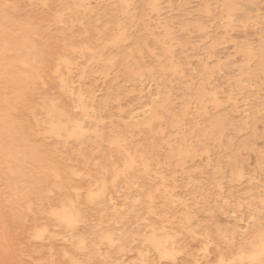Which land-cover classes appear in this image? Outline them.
I'll use <instances>...</instances> for the list:
<instances>
[{"label":"rangeland","instance_id":"1","mask_svg":"<svg viewBox=\"0 0 264 264\" xmlns=\"http://www.w3.org/2000/svg\"><path fill=\"white\" fill-rule=\"evenodd\" d=\"M88 1V4H84ZM90 1L92 0H0V264H72L73 262L77 264H227V261H231V263L228 262V264H264L263 251L258 255L259 257L257 256V259L251 261V259L247 258L251 255V253L255 254L258 251L259 241H264V195L262 194L264 192L260 191V188L262 191H264V142H262L264 141V71H262L264 70V59L262 56L264 55V0H242L240 2L238 0H209L210 2L208 0H205V2L204 0H160L161 2H159L158 0H145L147 1V4L146 2H144V0H115L117 2H115L114 0H96L97 2L95 0H93V2ZM226 1L228 2V6L226 5ZM7 2L9 3L6 4ZM114 2L117 4L116 6H114ZM120 2L121 5L119 4ZM133 2L134 5L138 3L137 7L139 12H132L133 10H137L136 6L133 5ZM156 2H159L158 5L156 4ZM184 2L186 6L182 5ZM79 3L82 5H80ZM123 3L125 8H122ZM148 3H150V5ZM232 3L233 6L231 5ZM74 4H76L77 6ZM151 4H154V7L151 6ZM159 4L162 5L159 6ZM216 4L218 6H216ZM221 4L223 8H221ZM87 5L92 6L89 7ZM207 5L208 7L211 5V9L206 7ZM181 6H183V8ZM157 7L159 10L157 9ZM130 8L132 9L129 11ZM141 8L145 12L147 11L146 14L144 11H142ZM224 8L226 11L222 10ZM63 10L65 11L64 13H62ZM88 10H92V12ZM183 10H188L186 12L187 14L184 13ZM4 11L6 13L2 14ZM126 11L129 13H127ZM196 11H199L200 13H197ZM140 12H142V15ZM231 12H233V14H231ZM239 12L240 14H238ZM243 12H245V15L242 14ZM248 12L250 13V16L248 15ZM117 14L119 16H117ZM237 14L239 15V17L237 16ZM127 16L130 17L127 18ZM3 21L6 22V24H3ZM6 25H8L7 30ZM114 25L117 27H115ZM2 27L6 32L2 31ZM181 27L182 30L180 29ZM173 28L175 29L173 30ZM88 30H91V32ZM173 31L175 34L173 33ZM81 36L83 39L81 38ZM139 37L140 39L138 40L137 38ZM132 38L134 39V43L132 41ZM126 39H128L130 42ZM169 39H173L174 41H170ZM32 40H35L36 44ZM140 40H143L142 43L145 46L142 45ZM137 41L140 43L138 44ZM116 42H118V44L124 43V45L126 43V45L124 46L122 44L116 46ZM175 42L178 45L183 44L180 48L184 47V50L179 49V46L176 45ZM171 44L172 46H170ZM173 44L176 46L173 47ZM185 44L188 46H186ZM138 45L140 48L138 47ZM122 46L126 49L125 50L123 48L125 52H123L124 50L122 49ZM127 47L129 49H127ZM135 47H138V49ZM164 47H166L167 51L170 47L169 51L167 52ZM130 49L132 51H130ZM175 49H177V52L179 49L178 54L181 56L177 55V52L174 51ZM133 50H138L135 51V53L137 52L138 54L133 55ZM159 50H161V52H159ZM171 50H173V53L171 52ZM156 52L157 54L160 53L162 57L160 55H158V57L157 55L154 57L153 55L156 54ZM164 52L165 54L166 52L170 54H167L170 57L166 56ZM256 52L258 53V55ZM127 53L131 55L129 56ZM144 53L147 54L145 55ZM105 54L107 56H105ZM136 55L138 56V58L135 57ZM148 55L150 56V58ZM144 56H147L146 60H144ZM183 56L186 59H181V57ZM246 56L250 57L247 58ZM178 57L181 62L178 61ZM260 57L262 59H260ZM24 58L25 60H23ZM129 58H131L130 61ZM120 59H122L123 61L125 60V62H127L126 65L130 64L132 66L127 67L122 60L120 61ZM142 59L144 60V62ZM154 59L158 61L153 62L155 61ZM163 59L165 62L162 61ZM137 60L140 61L139 64L137 63L138 65L135 64ZM183 60L185 61V63ZM249 60H251V62ZM111 61L112 64H116V66L114 65L113 67L112 64L110 65ZM175 61L177 63H175ZM169 62L171 63L169 64ZM20 63L21 65H24L21 66L19 65ZM134 64L136 66H133ZM156 64H159L160 67L162 66L161 68H163L164 65L165 67L164 69H160V67H158L159 65L157 66ZM255 64L258 68H252L256 66ZM56 65L59 67H56ZM66 65H68V70L66 69ZM150 65L154 72H152ZM63 66H65L64 69L62 68ZM133 67L138 68L137 70L140 71V73L142 72L141 74L139 73L140 75L145 74V77L143 75L144 81H142V78H140V75H138L137 70L135 68V70L132 69ZM177 67L179 70L177 69ZM141 68L143 69L144 73ZM165 69L171 71L166 72ZM126 70H128L127 73ZM172 70L175 71L173 72ZM247 70L251 71L249 72ZM258 70L261 73L257 72ZM150 71L154 75L151 74ZM128 72L130 73V75L128 74ZM159 72L161 74H168L171 72V74H168V76L167 74L166 76L163 74L166 77L164 81L165 77H163V75H161ZM178 72H181L180 74H182V77H178ZM113 73H115V75ZM116 73L118 78H116ZM124 73V76H126L127 78L129 77L128 79L126 77H124L123 79L122 74ZM147 73L151 75H147ZM156 73L159 74L156 75ZM174 73H176V76L174 75ZM172 74L174 75V77L180 79H175ZM257 74L258 76H256ZM111 75L112 78L110 77L109 79V76ZM133 75L137 76H135V78H138L137 80H141L140 83L142 85H140L139 81L135 80V78L132 77ZM102 76H107L108 78H104ZM161 76L163 77V79ZM113 78L117 79L116 81L118 82H116ZM40 79L41 81H39ZM243 79H246V81L248 79L249 80L247 82L245 81V84H243ZM109 80L112 81L111 84L110 82H108ZM119 80L120 82L122 81V84L119 83ZM127 80L129 81V83L127 82ZM123 82H126V84H124ZM113 83H115L116 85H114ZM146 83L148 85H146ZM205 83L208 85H206ZM41 84L43 86H41ZM127 84L130 85L128 86ZM192 84H194V86ZM123 85L127 88H124ZM153 85H155V88ZM179 85L182 86L180 87ZM203 85H206L204 86L205 88L203 87ZM248 85L252 86L245 88ZM121 86H123L125 90L123 88L121 89ZM138 86L139 89L141 87V89L143 90H139ZM145 86H149V88ZM115 87L116 90H118L117 93L116 90L114 91ZM129 87H132L135 90V94H133V89H129ZM76 88L79 90L78 92ZM144 88H148L146 89L148 91H146ZM126 89H128V93H132V97L126 92ZM203 89L205 90L204 92ZM208 89L211 90L209 91ZM215 89L218 93H216ZM243 89H247L248 92ZM143 91L144 93H142ZM169 91H172L174 94L170 93ZM94 92H97L98 95ZM197 92L199 93V95ZM123 93H125V95L128 94V96H123ZM151 94H153L154 97ZM232 94L234 99L232 98ZM118 95L121 97H119ZM140 95L141 99H144L143 101L141 99L137 100L140 98ZM164 95L165 97H163ZM171 95L172 97H174L173 99L171 98ZM189 95H191V97ZM216 95H219L218 98H215ZM178 96H180L181 99ZM100 97H102L103 100L104 97H106L105 100H108V105H106V101L104 100L103 102L102 98L100 99ZM135 97L137 101L135 100ZM149 97L150 99H148ZM167 97L169 98V100ZM182 97H185L186 99H183ZM193 97L196 99H192V101L191 98ZM122 98L124 99L122 100ZM132 98H134L133 101L136 102L135 104L132 101ZM154 98L156 99L154 100ZM209 98L211 100H208ZM128 99H130L132 102L128 101ZM158 99L161 100L159 101ZM38 100L40 101L38 102ZM181 100L184 101L181 102ZM126 101L129 104H127ZM156 101L161 102L160 105L159 103L156 104ZM196 101L198 105L196 104ZM211 101L213 102L211 104H208ZM199 102L203 107L206 105L204 110L202 109V106L199 104ZM103 103H105L106 106ZM117 103L120 105H118ZM121 103L123 106L121 105ZM132 103L135 108L131 107ZM141 103H143V105H146L145 108H143L144 106ZM178 103L180 106L178 105ZM136 104L138 105L137 107ZM162 104H166V108L168 107V104L171 105V107L169 106V108L166 109ZM249 104H252V107L249 106ZM96 105H98L99 107ZM127 105L129 106L125 108ZM199 105L201 108H199ZM210 105L211 110H209ZM215 105H217L218 107ZM81 106L85 107L84 112H82ZM103 106L108 108V110H106V108ZM110 106H112V108ZM221 106L223 108H221ZM138 107L139 111L137 112L135 110H137ZM179 107L182 110L179 109ZM218 108L221 109L218 110ZM214 109L217 110V112H215ZM222 109L225 110V112ZM126 110L131 111L127 113ZM165 110H168L166 114ZM115 111L116 114L113 113ZM133 111L135 115L137 114L136 116H134ZM203 111L206 113L203 114ZM212 111L215 113H213ZM108 113L112 117H110ZM222 113L225 116H223ZM233 113H235L236 115ZM250 113L253 114L251 115ZM177 114H180L179 117ZM212 114H214L215 116H213ZM216 114H219V116ZM220 114H222L221 116H223V118L220 116ZM88 115L91 116V119H89L90 117ZM119 115H121L122 117ZM129 115L130 117H128ZM113 116L122 119L116 117L114 118ZM93 118L94 120H92ZM98 118L99 120L101 118L104 121H98ZM107 118L111 121L109 120L107 122ZM134 118H136V121L134 120ZM151 118L152 120H150ZM58 119L59 121H57ZM142 119L143 121H141ZM144 119H146L147 121H144ZM165 119L167 120V122ZM177 119L180 121H178ZM181 120L184 121L181 122ZM194 120H196L197 124L196 122H194ZM126 121H128L129 123ZM162 121L165 122V126L164 122ZM217 121L219 122V125ZM78 122L79 124H76ZM139 122L142 123L140 124ZM159 122L162 123L160 124ZM180 122L182 124H180ZM101 123L104 127L102 125H99ZM183 123L185 124V126ZM211 123H213V125ZM214 123H216V125L218 126H216ZM132 124L134 128L129 127V125L132 126ZM134 124L135 126H138L135 127ZM60 125H62L61 128ZM78 125L81 127V129H77ZM125 125H127L128 127ZM166 125L168 128L166 127ZM180 125H182V127ZM93 126L96 127L93 128ZM149 126H151L152 128ZM209 126L211 128L212 126H215V129L213 128L214 130H211ZM52 127H54V129H52ZM73 127L76 129V131L75 129H73ZM205 127L208 128L206 129ZM50 128L52 129V132H50ZM58 128H60L61 130H58ZM144 128L148 130H145ZM66 129L69 131L67 132ZM113 130L116 132H114ZM191 130H194V132H192ZM210 130L213 132H209ZM243 130L245 131L243 132ZM73 131H75L77 134L74 132V135H71V133L73 134ZM80 131L82 133H80ZM165 131H167L168 133ZM214 132L216 133V137L212 139L214 136ZM209 133L211 134V139L209 137ZM143 135L145 138L143 137ZM183 136L186 137L184 138ZM221 136L224 140L221 139ZM161 138H163L164 141ZM172 138L174 139V141ZM149 139L151 140L149 141ZM104 140H106V143H104ZM112 141H114V143ZM216 141L220 142L217 143ZM222 141H224L225 144H223L224 142ZM228 142L230 143L228 144ZM247 143H249V145H247ZM171 144H173V146H171L170 148ZM215 144L217 145V147L214 146ZM218 144L220 145L218 146ZM252 146L254 149L251 148ZM127 147L128 149H126ZM130 149L131 151L133 149V151L130 152ZM174 150H176L175 153ZM202 151H204L205 153H203ZM251 151H254L255 153H252ZM124 152H126V154ZM194 155L195 157L197 156V159L195 157H192ZM186 157L188 161H186ZM208 157L210 160L208 159ZM135 158L136 160H134ZM232 158L237 160V162ZM254 158L259 160L257 161V164H255L256 161L253 162ZM190 159L193 161H191ZM218 160L219 163H222L223 167L219 166L221 164L218 163ZM228 160L233 162L231 163ZM262 160L263 165H261ZM189 161L191 162L189 163ZM158 162L161 167L157 165ZM169 162H171V164ZM174 162L175 164H178L175 165ZM197 162L200 165H198ZM229 162L232 164V166ZM251 162H253L255 165H253V163L251 165ZM204 163L205 165L203 166ZM225 163L227 164L225 165ZM127 164L130 166V168ZM174 165L176 166V168ZM227 165L230 168V171L229 168L226 167ZM238 165L241 167L240 169ZM170 166H173L174 169L173 167L170 168ZM235 168H238L237 170L239 171H236ZM252 168H255L257 173ZM242 170L247 172H243ZM50 171L54 173H50ZM186 171H188V173H185ZM213 171L218 172L213 173ZM242 172L245 173V177L241 176ZM254 172L255 174L253 175L252 173ZM130 175H135L136 177L133 183H128V178L130 177ZM225 176H227L228 179H226L227 177ZM57 177L58 180L54 179ZM220 177L222 179H220ZM251 177L255 179V183H252L254 182V179H252ZM257 177H259V179H256ZM217 178L218 180H216ZM261 178H263V181H261ZM247 182L249 183L247 184ZM62 183L65 184L66 189H63V191H65L68 200H71L73 203V207L77 209V211L79 210L78 212H80V214L78 215V224L76 223L67 230L62 225H58L54 221V218L52 216L50 217L51 212L49 214V211H51L52 207L57 202L56 197L57 194L62 190L60 187ZM102 184H104V191L101 190L100 187L102 186ZM220 184L223 188L219 187ZM259 185L263 187H260ZM201 186H204V188L206 187V189H203ZM195 187L198 189H196ZM251 189L253 192L251 191ZM99 190L100 193H98ZM210 190H212V192ZM240 190H242V193L240 192ZM250 193L253 194L249 195ZM217 194L220 195L217 196ZM147 195L151 196V203L149 204L151 213L144 216L146 222L140 221L139 223H136L134 215L132 213L133 208H135V205H139L141 201L148 202L149 199L147 198ZM88 196H90V198H88ZM233 201L235 202V204ZM227 202L229 205H227ZM224 203L226 207L224 206ZM231 205L233 206L231 207ZM251 209H253L254 211H252ZM192 214H197L198 216L195 215L194 218ZM205 219H207V221H205ZM228 219L230 221H227ZM251 219H255L256 222L253 220L250 221ZM243 222H245L246 224ZM195 224H197V226ZM144 225H153V229L152 227H144ZM182 226H186L188 228L193 226V228H190L191 231L189 230V232L183 230ZM41 227H43V231H41ZM75 227L78 228L76 229ZM107 227H109V231L113 233L114 237H122L117 242V245H122L123 251L118 252L115 247H108L103 241L102 243L99 242V244L96 245L98 251L95 255H89L87 249L77 250V247L79 246L75 242H77L79 239H84L86 245H88L90 242H93L94 239L97 242V239H99L100 237L98 238L95 233L98 232V234H103L104 232H106ZM74 229L76 231H74ZM152 230L155 231L157 236L159 234H162L163 232L172 235V239L175 242L176 252L174 251L172 253H169V256L167 257L157 254L147 243L143 244V237H149L150 239H153V237H150L148 234ZM160 230L163 232H161ZM186 232L189 233L187 234ZM69 234H72L74 238H69ZM33 236H35V238H33ZM230 236L232 238H230ZM222 238L226 240H223ZM240 252L242 255L240 254ZM173 257L176 258L172 259ZM238 260L240 262H238Z\"/></svg>","mask_w":264,"mask_h":264},{"label":"bare ground","instance_id":"2","mask_svg":"<svg viewBox=\"0 0 264 264\" xmlns=\"http://www.w3.org/2000/svg\"><path fill=\"white\" fill-rule=\"evenodd\" d=\"M33 1H34V0H33ZM37 1H38V0H37ZM39 1H40V0H39ZM68 1H69V0H68ZM95 1H96V0H95ZM97 1H98V0H97ZM97 1H96V2H97ZM114 1H115V0H114ZM118 1H119V0H118ZM134 1H135V0H134ZM139 1H140V0H139ZM141 1H142V0H141ZM155 1H156V0H155ZM158 1L161 2L160 0H158ZM165 1H166V0H165ZM208 1H209V0H208ZM212 1H213V0H212ZM219 1H220V0H219ZM224 1H225V0H224ZM227 1H228V0H227ZM227 1H226V2H227ZM229 1H230V0H229ZM238 1L240 2V1H242V0H238ZM251 1H252V0H251ZM254 1H255V0H254ZM42 2H43V1H42ZM74 2H75V1H74ZM82 2H83V1H82ZM90 2H93V0L90 1ZM99 2H100V1H99ZM115 2H117V1H115ZM115 2H114V3H115ZM127 2H129V1H127ZM137 2H138V1H137ZM144 2H146V4H147V1L144 0ZM159 2H158V3H159ZM163 2H164V1H163ZM163 2H162V3H163ZM169 2H170V1H169ZM169 2H167V3H169ZM185 2H186V1H185ZM185 2H184L182 5H185ZM204 2H205V0H204ZM209 2H210V1H209ZM214 2H215V1H214ZM222 2H223V1H222ZM226 2H225V3H226ZM247 2H248V1H247ZM8 3H9V2H7L6 4H8ZM31 3H32V2H31ZM69 3H70V2H69ZM72 3H73V2H72ZM77 3H78V2H77ZM77 3H76V4H77ZM80 3H81V2H80ZM80 3H79V4H80ZM88 3H89V1H88L87 3L85 2L84 4H88ZM131 3H132V2H131ZM135 3H136V2H135ZM140 3H141V2H140ZM140 3H139V4H140ZM151 3H152V2H151ZM158 3L156 2L157 5H158ZM186 3H187V2H186ZM206 3H208V2H206ZM215 3H216V2H215ZM225 3H224V4H225ZM249 3H250V2H249ZM76 4H74V5H76ZM95 4H96V3H95ZM97 4H98V3H97ZM119 4L121 5V2H120ZM128 4H129V3H128ZM136 4H137V5H136ZM136 4L134 5V2H133V5L136 6V8H137L136 11H135V10L132 11L133 13H134V12H139V11H138V7H137V6H138V3H136ZM148 4L150 5V3H148ZM154 4H155V2H154ZM154 4H153V5H154ZM187 4H188V3H187ZM213 4H214V3H213ZM254 4H255V3H254ZM254 4H253V5H254ZM9 5H10V4H9ZM80 5H82V4H80ZM92 5H93V4H92ZM92 5H91V6H92ZM116 5H117V4L115 3L114 6H116ZM130 5H132V4H130ZM144 5H145V4H144ZM153 5L151 4V6H153ZM160 5H162V4H159V6H160ZM219 5H220V4H219ZM226 5L228 6V2H227ZM231 5L233 6V3H232ZM249 5H251V4H249ZM42 6H43V5H42ZM63 6H64V5H63ZM76 6H77V5H76ZM87 6L91 7L90 5H87ZM101 6H103V5H101ZM122 6H123L122 8H125L124 3H123ZM128 6H129V5H128ZM134 6H132V7H134ZM185 6H186V5H185ZM187 6H188V5H187ZM210 6H211V5H210ZM210 6L208 7V5H207L206 7H208V8L211 9ZM216 6H218V5L216 4ZM216 6H215V7H216ZM221 6H222V4H221ZM0 7H1V6H0ZM81 7H83V6H81ZM89 7H88V8H89ZM97 7H98V6H97ZM141 7H142V6H141ZM146 7H147V5H146ZM153 7H154V6H153ZM179 7H180V6H179ZM181 7L183 8V6H181ZM201 7H203V6H201ZM201 7H200V10H201ZM206 7H205V8H206ZM225 7H226V6H225ZM7 8H8V7H7ZM11 8H12V7H11ZM111 8H113V7H111ZM139 8H140V7H139ZM185 8H186V7H185ZM212 8H213V7H212ZM221 8H223V6H222ZM227 8H228V7H227ZM229 8H230V7H229ZM256 8H257V7H256ZM13 9H14V8H13ZM46 9H47V8H46ZM71 9H73V8H71ZM79 9H80V8H79ZM115 9H116V8H115ZM131 9H132V8H130L129 11H130ZM134 9H135V8H134ZM141 9H142V8H141ZM148 9H150V8H148ZM155 9H156V8H155ZM157 9H158V7H157ZM157 9H156V10H157ZM187 9H188V8H187ZM191 9H192V8H191ZM230 9H231V8H230ZM0 10H1V9H0ZM81 10H82V9H81ZM86 10H87V9H86ZM139 10H140V9H139ZM158 10H159V9H158ZM181 10H182V9H181ZM185 10H186V9H185ZM188 10H189V9H188ZM188 10H187V11H188ZM213 10H214V9H213ZM219 10H220V9H219ZM222 10H225V8L222 9ZM74 11H75V10H74ZM88 11H90V10H88ZM120 11H122V10H120ZM142 11H144V10L142 9ZM183 11H184V10H183ZM187 11H184V13H186ZM225 11H226V10H225ZM225 11H224V12H225ZM229 11H230V10H229ZM10 12H11V11H10ZM13 12H14V11H13ZM64 12H65V11L63 10L62 13H64ZM72 12H73V11H72ZM72 12H71V13H72ZM84 12H85V10H84ZM90 12H92V10H91ZM126 12H127V11H126ZM144 12H145V11H144ZM146 12H147V11H146ZM146 12H145V14H146ZM150 12H151V11H150ZM158 12H159V11H158ZM196 12H197V11H196ZM4 13H6V12L4 11L2 14H4ZM127 13H129V12H127ZM127 13H126V15H127ZM130 13H131V12H130ZM140 13H141V15H142V12H140ZM197 13H200V12L198 11ZM228 13H230V12H228ZM236 13H237V12H236ZM248 13H249V12H248ZM248 13H247V14H248ZM7 14H9V13H7ZM65 14H66V13H65ZM87 14H88V12H87ZM90 14H91V13H90ZM96 14H98V13H96ZM186 14H187V13H186ZM189 14H190V13H189ZM209 14H210V13H209ZM224 14H225V13H224ZM231 14H233V12H231ZM238 14H240V12H239ZM238 14H237V16L239 17ZM242 14L245 15V12H243ZM252 14H253V13H252ZM11 15H12V14H11ZM55 15H56V14H55ZM73 15H74V14H73ZM98 15H100V14H98ZM120 15H121V14H120ZM122 15H123V14H122ZM211 15H212V14H211ZM235 15H236V14H235ZM248 15L250 16V13H249ZM67 16H68V14H67ZM84 16H85V15H84ZM88 16H89V15H88ZM88 16H87V17H88ZM95 16H96V15H95ZM101 16H102V15H101ZM107 16H108V15H107ZM117 16H119V15L117 14ZM130 16H131V14H130ZM130 16H127V18L130 17ZM139 16H140V14H139ZM203 16H204V15H203ZM225 16H226V15H225ZM229 16H231V15H229ZM237 16H236V17H237ZM246 16H247V15H246ZM246 16H245V17H246ZM249 16H248V18H249ZM251 16H252V15H251ZM256 16H257V15H256ZM6 17H7V16H6ZM10 17H11V16H10ZM108 17H109V16H108ZM124 17H126V16H124ZM226 17H227V16H226ZM4 18H5V16H4ZM97 18H98V17H97ZM118 18H119V17H118ZM133 18H134V15H133ZM135 18H136V16H135ZM224 18H225V17H224ZM250 18H251V17H250ZM253 18H254V17H253ZM9 19H10V18H9ZM103 19H104V18H103ZM107 19H108V18H107ZM109 19H110V18H109ZM0 20H1V19H0ZM10 20H11V19H10ZM32 20H34V19H32ZM64 20H65V18H64ZM71 20H72V19H71ZM75 20H76V19H75ZM128 20H129V19H128ZM227 20H229V19H227ZM100 21H101V20H100ZM111 21H112V20H111ZM120 21H121V19H120ZM158 21H159V20H158ZM3 22H4V21H3ZM14 22H15V21H14ZM21 22H23V21H21ZM41 22H42V21H41ZM72 22H73V21H72ZM75 22H76V21H75ZM79 22H80V21H79ZM95 22H96V21H95ZM114 22H115V21H114ZM3 24H6V22H4ZM75 24H77V23H75ZM81 24H82V23H81ZM10 25H12V24H10ZM7 26H8V25H6V30H7ZM78 26H79V25H78ZM114 26H115V25H114ZM118 26H119V25H118ZM182 26H183V25H182ZM4 27H5V26H4ZM28 27H29V26H28ZM115 27H117V26H115ZM92 28H93V27H92ZM117 29H118V28H117ZM174 29H175V28H173V30H174ZM177 29H178V28H177ZM180 29L182 30V27H181ZM180 29H179V30H180ZM185 29H186V27H185ZM4 30H5V29L2 27V31H4ZM76 30H77V29H76ZM79 30H80V29H79ZM79 30H78V31H79ZM82 30H83V29H82ZM88 31L91 32V30H88ZM4 32H6V31H4ZM84 32H85V31H84ZM175 32H178V31H175ZM86 33H87V32H86ZM94 33H95V32H94ZM173 33H174V31H173ZM84 34H85V33H84ZM84 34H83V35H84ZM90 34H92V33H90ZM174 34H175V33H174ZM83 35H82V36H83ZM96 35H97V34H96ZM99 35H100V34H99ZM99 35H98V36H99ZM112 35H113V33H112ZM117 35H118V34H117ZM135 35H136V34H135ZM176 35H177V34H176ZM34 36H35V35H34ZM78 36H80V35H78ZM82 36H81V38H82ZM85 36H86V35H85ZM88 36H89V33H88ZM100 36H101V35H100ZM100 36H99V37H100ZM125 36H126V35H125ZM35 37H36V36H35ZM73 37H75V36H73ZM90 37H91V36H90ZM118 37H119V36H118ZM128 37H129V36H128ZM128 37H127V38H128ZM130 37H131V36H130ZM164 37H165V35H164ZM111 38H112V37H111ZM133 38H134V37H133ZM133 38H132V41H133V43H134V39H133ZM82 39H83V38H82ZM85 39H86V38H85ZM130 39H131V38H130ZM137 39L139 40L140 37L137 38ZM122 40H123V39H122ZM124 40H125V38H124ZM126 40H128V39H126ZM169 40H170V39H169ZM171 40H173V39H171ZM171 40H170V41H171ZM32 41H33V40H32ZM102 41H103V40H102ZM107 41H108V40H107ZM109 41H110V40H109ZM128 41H129V40H128ZM140 41H141V40H140ZM142 41H143V40H142ZM142 41H141V43H142ZM173 41H174V40H173ZM173 41H172V43H173ZM175 41H176V39H175ZM21 42H22V41H21ZM25 42H26V41H25ZM33 42L35 43V40H34ZM84 42H85V41H84ZM91 42H92V41H91ZM129 42H130V41H129ZM137 42H138V41H137ZM137 42H135V43H137ZM154 42H155V41H154ZM158 42H159V41H158ZM178 42H179V41H178ZM178 42H177V43H178ZM82 43H83V42H82ZM116 43H117L116 46H119V45H122V44L124 45V43H121V44H118V42H116ZM139 43H140V42H138V44H139ZM35 44H36V43H35ZM145 44H146V43H145ZM158 44H159V43H158ZM175 44H176V42H175ZM180 44H181V43H180ZM187 44H189V43H187ZM64 45H65V44H64ZM64 45H63V46H64ZM86 45H87V44H86ZM88 45H89V43H88ZM105 45H106V44H105ZM109 45H110V44H109ZM125 45H126V43H125ZM125 45H124V46H125ZM134 45H135V44H134ZM142 45H143V43H142ZM176 45H178V44H176ZM176 45L173 44V47L176 46ZM182 45H183V44H182ZM182 45H178V46H179V49L184 50V49H183L184 47L180 48ZM185 45H186V44H185ZM92 46H93V45H92ZM136 46H137V44H136ZM143 46H145V45H143ZM170 46H172V44H171ZM186 46H188V45H186ZM209 46H210V45H209ZM209 46H208V48H209ZM96 47H97V46H96ZM110 47H111V46H110ZM138 47H139V45H138ZM138 47H135V48L138 49ZM147 47H148V46H147ZM44 48H45V47H44ZM70 48H71V47H70ZM86 48H87V46H86ZM91 48H92V47H91ZM99 48H100V47H99ZM123 48H124V47L122 46V49H123ZM139 48H140V47H139ZM149 48H150V47H149ZM164 48L166 49V47H164ZM191 48H192V47H191ZM212 48H213V47H212ZM88 49H89V48H88ZM106 49H107V48H106ZM124 49H125V48H124ZM124 49H123V50H124ZM127 49H129V48L127 47ZM159 49H160V48H159ZM162 49H163V47H162ZM169 49H170V47H169ZM169 49H168V51H169ZM171 49H172V48H171ZM179 49H178V52H179ZM94 50H95V49H94ZM99 50H100V49H99ZM110 50H111V49H110ZM110 50H109V51H110ZM125 50H126V49H125ZM125 50H124L123 52H125ZM140 50H141V49H140ZM140 50H139V51H140ZM154 50H155V49H154ZM176 50H177V49H175L174 51H176ZM188 50H189V49H188ZM191 50H192V49H191ZM32 51H33V50H32ZM87 51H88V50H87ZM102 51H103V50H102ZM118 51H119V50H118ZM130 51H132V50L130 49ZM133 51H134V50H133ZM135 51H138V50H135ZM135 51H134L133 55H134V54H138L137 52L135 53ZM144 51H145V48H144ZM163 51H164V50H163ZM166 51H167V49H166ZM168 51H167V52H168ZM99 52H100V51H99ZM126 52H127V51H126ZM159 52H161V50H159ZM159 52H158V53H159ZM167 52H166V54H165V52H164V54H165L166 56L170 55V54H168ZM171 52L173 53V50H171ZM176 52H177V51H176ZM176 52H174V53H176ZM178 52H177V55H178V56H181V55L178 54ZM100 53H101V52H100ZM104 53H105V52H104ZM109 53H110V52H109ZM109 53H108V54H109ZM242 53H243V52H242ZM256 53H257V52H256ZM66 54H67V52H66ZM96 54H97V52H96ZM116 54H117V53H116ZM116 54H115V55H116ZM121 54H122V52H121ZM127 54H128V53H127ZM144 54H145V53H144ZM144 54H142V55H144ZM146 54H147V53H146ZM146 54H145V55H146ZM167 54H168V55H167ZM246 54H248V53H246ZM259 54H260V53H259ZM261 54H262V53H261ZM263 54H264V53H263ZM39 55H40V54H39ZM111 55H114V54H111ZM128 55H129V54H128ZM128 55H126V56H128ZM130 55H131V54H130ZM130 55H129V56H130ZM142 55H141V57H142ZM156 55H157V57H158V55H160V53L157 54V52H156V54H154L153 56L155 57ZM162 55H163V54H162ZM173 55H174V54H173ZM182 55H183V54H182ZM188 55H189V54H188ZM213 55H214V54H213ZM257 55H258V53H257ZM105 56H107V55L105 54ZM120 56H121V55H120ZM120 56H119V57H120ZM122 56H123V54H122ZM148 56H149V55H148ZM160 56H161V55H160ZM244 56H245V55H244ZM255 56H256V55H255ZM262 56H263V59H264V55H262ZM100 57H101V55H100ZM102 57H103V56H102ZM112 57H113V56H112ZM135 57L138 58L137 55H136ZM144 57H145V56H144ZM146 57H147V56H146ZM146 57L144 58V60L147 59ZM161 57H162V56H161ZM161 57H160V59H161ZM168 57H170V56H168ZM168 57H167V58H168ZM183 57H184V56H183ZM183 57H181V59H186L185 57H184V58H183ZM190 57H191V56H190ZM246 57H247V56H246ZM248 57H250V56H248ZM248 57H247V58H248ZM26 58H27V57H26ZM124 58H125V57H124ZM126 58H128V57H126ZM131 58H132V57H131ZM131 58H129V61H130ZM149 58H150V56H149ZM163 58H164V57H163ZM176 58H177V57H176ZM98 59H99V58H98ZM105 59H106V58H105ZM113 59H114V58H113ZM113 59H112V61H113ZM140 59H141V58H140ZM160 59H159V61H160ZM165 59H166V58H165ZM178 59H179V57H178ZM178 59H177V60H178ZM249 59H250V58H249ZM251 59H252V58H251ZM260 59H262V58L260 57ZM260 59H259V60H260ZM23 60H25V58H24ZM23 60H22V61H23ZM109 60H111V59H109ZM121 60H122V59H120V61H121ZM142 60H143V59H142ZM144 60H143V62H144ZM148 60H150V59H148ZM148 60H147V61H148ZM154 60H155V59H154ZM177 60H176V61H177ZM254 60H255V59H254ZM22 61H21V62H22ZM100 61H101V59H100ZM112 61L110 62V65L112 64ZM117 61H118V60H117ZM122 61H123V60H122ZM127 61H128V60H127ZM129 61H128V62H129ZM150 61H152V60H150ZM157 61H158V60H155V61H153V62H157ZM162 61H164V59H163ZM162 61H161V62H162ZM168 61H169V60H168ZM171 61H172V60H171ZM173 61H174V60H173ZM176 61H175V63H177ZM178 61L181 62L180 59H179ZM183 61H184V60H183ZM249 61L251 62V60H249ZM97 62H98V61H97ZM102 62H103V61H102ZM107 62H108V61H107ZM118 62H119V61H118ZM164 62H165V61H164ZM260 62H261V60H260ZM23 63H24V62H23ZM32 63H33V61H32ZM74 63H75V62H74ZM115 63H117V62H115ZM121 63H122V62H121ZM123 63H125V65H126L127 62H125V60H124ZM130 63H134V62H130ZM137 63L139 64L140 61L137 60V62H136L135 64H137ZM159 63H160V62H159ZM162 63H163V62H162ZM166 63H167V61H166ZM166 63H165V64H166ZM170 63H171V62H169V64H170ZM184 63H185V61H184ZM186 63H187V62H186ZM246 63H247V62H246ZM261 63H262V62H261ZM76 64H78V63H76ZM102 64H103V63H102ZM108 64H109V63H108ZM119 64H120V63H119ZM135 64H134L133 66H136ZM138 64H137V65H138ZM146 64H147V62H146ZM163 64H164V63H163ZM178 64H179V63H178ZM178 64H177V65H178ZM180 64H181V63H180ZM249 64H250V63H249ZM257 64H258V63H257ZM19 65H21V63H20ZM23 65H24V64H22L21 66H23ZM62 65H63V64H62ZM112 65H113V64H112ZM114 65L116 66V64H114ZM114 65H113V67H114ZM117 65H118V64H117ZM129 65H130V64H129ZM129 65H126V66H127V67H131V66H132V65H130V66H129ZM142 65H143V64H142ZM156 65H157V64H156ZM158 65H159V64H158ZM158 65H157V66H158ZM183 65H184V64H183ZM183 65H182V66H183ZM255 65H256V64H255ZM95 66H96V65H95ZM106 66H107V64H106ZM121 66H122V65H121ZM144 66H145V65H144ZM148 66H149V65H148ZM153 66H154V65H153ZM175 66H176V65H175ZM178 66H179V65H178ZM180 66H181V65H180ZM56 67H59V66L56 65ZM64 67H65V66H63L62 68L64 69ZM113 67H112V68H113ZM119 67H120V65H119ZM127 67H126V68H127ZM137 67H138V66H137ZM140 67H142V66H140ZM145 67H146V66H145ZM150 67H151V65H150ZM158 67H160V65H159ZM161 67H162V66H161ZM161 67H160V69H164L165 65L163 66V68H161ZM166 67H167V65H166ZM168 67H169V65H168ZM203 67H204V66H203ZM250 67H251V66H250ZM256 67H257V65H256L255 67H252V68H256ZM261 67H262V66H261ZM25 68H26V67H25ZM134 68H135V67H133L132 69H134ZM154 68H155V67H154ZM170 68H171V66H170ZM172 68H173V67H172ZM205 68H207V67H205ZM257 68H258V67H257ZM262 68H263V67H262ZM66 69L68 70V65H66ZM96 69H97V68H96ZM108 69H109V68H108ZM114 69H115V68H114ZM135 69L137 70L138 68H135ZM135 69H134V70H135ZM139 69H140V68H139ZM141 69H142V68H141ZM144 69H145V68H144ZM156 69H157V68H156ZM160 69H159V70H160ZM166 69H169V68H166ZM166 69H165L166 72H167V71H171V70H166ZM177 69H178V67H177ZM259 69H260V68H259ZM263 69H264V68H263ZM116 70H117V69H116ZM134 70H133V71H134ZM151 70H152V72H154L153 69H152V67H151ZM154 70H155V69H154ZM159 70H158V71H159ZM178 70H179V69H178ZM178 70H177V71H178ZM203 70H204V69H203ZM251 70H252V69H251ZM251 70H250V71H251ZM260 70H261V69H260ZM55 71H56V70H55ZM109 71H110V70H109ZM121 71H122V70H121ZM121 71H120V72H121ZM127 71H128V70H126V73H127ZM142 71H143V69H142ZM146 71H147V70H146ZM146 71H145V72H146ZM158 71H155V72H158ZM172 71H173V70H172ZM174 71H175V70H174ZM174 71H173V72H174ZM180 71H181V70H180ZM247 71H249V70H247ZM247 71H246V72H247ZM250 71H249V72H250ZM262 71H264V70H262ZM118 72H119V69H118ZM130 72H132V71H130ZM134 72H135V71H134ZM134 72H133V73H134ZM137 72H138V75H140V74L142 73V72L140 73V71H138V70H137ZM241 72H242V71H241ZM252 72H254V71H252ZM255 72H256V71H255ZM257 72H259V70H258ZM53 73H54V72H53ZM98 73H100V72H98ZM106 73H107V72H106ZM121 73H122V72H121ZM121 73H120V74H121ZM135 73H136V72H135ZM139 73H140V74H139ZM143 73H144V71H143ZM150 73H151V71H150ZM159 73H160V72H159ZM159 73H156V75L159 74ZM161 73H162V71H161ZM161 73H160V74H161ZM178 73H179V72H178ZM180 73H181V72H180ZM180 73H179V76H178V77H182V74H180ZM182 73H183V72H182ZM185 73H186V72H185ZM207 73H208V72H207ZM259 73H261V72H259ZM113 74L115 75V73H113ZM113 74H112V75H113ZM128 74L130 75L129 72H128ZM131 74H132V73H131ZM151 74H153V73H151ZM151 74L147 73V75H151ZM163 74H164V73H163ZM163 74H161V75H163ZM166 74H167V73H166ZM166 74H164V75L166 76ZM168 74H171V72L168 73ZM168 74H167V76H168ZM183 74H184V73H183ZM246 74H247V73H246ZM250 74H251V73H250ZM253 74H255V73H253ZM263 74H264V73H263ZM97 75H98V74H97ZM104 75H105V74H104ZM112 75L109 76V79H110V77L112 78ZM122 75H123V79H124V77H126V76H124L125 73L122 74ZM129 75H128V76H129ZM143 75H144V77H145V74L140 75V78H142V81H144V80H143ZM153 75H154V74H153ZM153 75H152V76H153ZM156 75H155V76H156ZM164 75H163V77H165ZM172 75H173V74H172ZM172 75H171V76H172ZM174 75L176 76V73H174ZM174 75H173V77H174ZM180 75H181V76H180ZM184 75H185V74H184ZM251 75H252V74H251ZM251 75H249V76H251ZM260 75H261V74H260ZM56 76H57V75H56ZM95 76H96V75H95ZM100 76H101V75H100ZM135 76H136V75H135ZM135 76L133 75L132 77L135 78ZM169 76H170V75H169ZM209 76H210V74H209ZM246 76H247V75H246ZM256 76H258V74H257ZM102 77H104V76H102ZM106 77H107V76H105L104 78H106ZM136 77H137V76H136ZM138 77H139V76H138ZM149 77H150V76H149ZM161 77H162V76H161ZM163 77H162V79H163ZM185 77H186V76H185ZM204 77H205V74H204ZM107 78H108V77H107ZM116 78H118L117 73H116ZM126 78H127V77H126ZM128 78H129V77H128ZM128 78H127V79H128ZM174 78L176 79L177 77H174ZM206 78H207V76H206ZM250 78H251V77H250ZM259 78H260V77H259ZM60 79H61V78H60ZM113 79H115V78H113ZM121 79H122V78H121ZM137 79H138V78H135V80H137ZM152 79H153V78H152ZM154 79H155V78H154ZM159 79H161V78H159ZM165 79H166V77L164 78V81H165ZM168 79H169V78H168ZM170 79H173V78H170ZM175 79H174V80H175ZM177 79H180V78H177ZM209 79H210V78H209ZM241 79H242V77H241ZM252 79H253V78H252ZM254 79H255V78H254ZM116 80H117V79H115V81H116ZM125 80H126V79H125ZM145 80H146V79H145ZM148 80H149V79H148ZM182 80H183V79H182ZM206 80H207V79H206ZM248 80H249V79H248ZM248 80H247V81H248ZM258 80H259V79H258ZM39 81H41V79H40ZM123 81H124V80H123ZM137 81H139V80H137ZM153 81H154V80H153ZM155 81H156V80H155ZM160 81H161V80H160ZM176 81H179V80H176ZM199 81H200V80H199ZM209 81H210V80H209ZM241 81H242V80H241ZM245 81H246V79H243V84H245ZM247 81H246V82H247ZM262 81H263V80H262ZM104 82H106V81H104ZM108 82H110V84H111L112 81L109 80ZM108 82H107V84H108ZM116 82H118V81H116ZM127 82L129 83L128 80H127ZM134 82H135V81H134ZM140 82H141V80L139 81V84L142 85ZM158 82H159V80H158ZM187 82H188V81H187ZM236 82H237V80H236ZM239 82H240V81H239ZM249 82H251V81H249ZM97 83H98V82H97ZM119 83L122 84V81L120 82V80H119ZM123 83L126 84V82H123ZM148 83H149V82H148ZM153 83H154V82H153ZM174 83H175V81H174ZM200 83H202V82H200ZM206 83H207V82H206ZM206 83H205V84H206ZM262 83H263V82H262ZM113 84L116 85L115 83H113ZM113 84H112V85H113ZM131 84H132V83H131ZM155 84H156V83H155ZM163 84H164V83H163ZM165 84H166V82H165ZM181 84H182V82H181ZM203 84H204V83H203ZM249 84H250V83H249ZM252 84H253V83H252ZM256 84H257V83H256ZM260 84H261V83H260ZM71 85H72V84H71ZM73 85H75V84H73ZM87 85H88V84H87ZM87 85H86V86H87ZM112 85H111V86H112ZM118 85H119V84H118ZM127 85H128V84H127ZM129 85H130V84H129ZM129 85H128V86H129ZM146 85H148V84L146 83ZM149 85H150V84H149ZM158 85H159V84H158ZM160 85H161V83H160ZM168 85H169V84H168ZM185 85H187V84H185ZM192 85L194 86V84H192ZM206 85H208V84H206ZM206 85H203V87L206 86ZM241 85H242V83H241ZM246 85H247V84H246ZM262 85H263V84H262ZM41 86H43V85L41 84ZM65 86H66V85H65ZM89 86H90V84H89ZM98 86H99V85H98ZM123 86H124V85H123ZM123 86H121V89L123 88ZM134 86H135V85H134ZM136 86H137V83H136ZM136 86H135V87H136ZM153 86H154V88H155V85H153ZM162 86H163V85H162ZM162 86H161V87H162ZM171 86H172V85H171ZM171 86H170V87H171ZM179 86H180V85H179ZM179 86H177V87H179ZM181 86H182V85H181ZM181 86H180V87H181ZM235 86H236V85H235ZM249 86H252V85H248V86L245 87V88H248ZM44 87H45V86H44ZM73 87H74V86H73ZM73 87H71V88H73ZM76 87H77V86H76ZM107 87H108V86H107ZM116 87H117V86H116ZM116 87H115L114 91L116 90ZM142 87H143V86H142ZM145 87H148V88H149V86H145ZM156 87H159V86H156ZM163 87H164V86H163ZM165 87H166V86H165ZM168 87H169V86H168ZM197 87H198V85H197ZM258 87H259V86H258ZM260 87H262V86H260ZM112 88H113V87H112ZM118 88H119V86H118ZM124 88H127V87L124 86ZM124 88H123V89H124ZM130 88H132V87H129V89H130ZM148 88H146V89H148ZM151 88H152V87H151ZM151 88H150V89H151ZM185 88H188V87H185ZM204 88H205V87H204ZM206 88H209V87H206ZM235 88H236V87H235ZM76 89H77V88H76ZM83 89H84V88H83ZM132 89H133V88H132ZM138 89H139V86H138ZM138 89H137V91H138ZM140 89H141V87H140ZM140 89H139V90H140ZM144 89H145V88H144ZM146 89H145V90H146ZM167 89H168V88H167ZM171 89H173V88H171ZM181 89H182V88H181ZM201 89H202V88H201ZM66 90H67V89H66ZM124 90H125V89H124ZM124 90H123V91H124ZM127 90H128V89H126V92L128 93ZM141 90H143V89H141ZM165 90H166V88H165ZM165 90H164V91H165ZM175 90H176V89H175ZM188 90H189V89H188ZM195 90H196V89H195ZM198 90H199V88H198ZM208 90H209V89H208ZM208 90H207V91H208ZM210 90H211V89H210ZM210 90H209V91H210ZM215 90H216V89H215ZM232 90H234V89H232ZM235 90H237V89H235ZM243 90H246V92H248L247 89H243ZM252 90H253V89H252ZM257 90H258V89H257ZM78 91H79V90L77 89V92H78ZM88 91H89V90H88ZM94 91H95V90H94ZM96 91H97V90H96ZM117 91H118V90H116V93H117ZM130 91H132V90H130ZM133 91H134L133 94H135V90H134V89H133ZM146 91H148V90H146ZM152 91H153V90H152ZM157 91H158V90H157ZM160 91H161V90H160ZM177 91H178V90H177ZM204 91H205V90L203 89V92H204ZM238 91H239V90H238ZM240 91H241V90H240ZM263 91H264V90H263ZM121 92H122V91H121ZM121 92H120V93H121ZM139 92H141V91H139ZM155 92H156V91H155ZM169 92H170V93H173L172 91H169ZM175 92H176V91H175ZM188 92H189V91H188ZM194 92H195V91H194ZM199 92H200V91H199ZM230 92H231V90H230ZM234 92H235V91H234ZM52 93H54V92H52ZM94 93L97 94V92H94ZM116 93H115V94H116ZM127 93H126V94H127ZM137 93H138V92H137ZM142 93H144V91H143ZM147 93H148V92H147ZM160 93H161V92H160ZM177 93H178V92H177ZM197 93H198V92H197ZM206 93H207V92H206ZM216 93H218L217 90H216ZM216 93H215V94H216ZM118 94H119V93H118ZM123 94H124L123 96H128V94H129L130 96L132 95L131 92H129L127 95H125V93H123ZM173 94H174V93H173ZM173 94H172V95H173ZM190 94H191V92H190ZM192 94H193V93H192ZM215 94H213V95H215ZM227 94H228V93H227ZM230 94H231V93H230ZM234 94H235V93H234ZM252 94H253V93H252ZM97 95H98V94H97ZM110 95H111V94H110ZM141 95H142V94H141ZM141 95H140V98L138 97L139 99H137V100H140V99H141ZM146 95H147V94H146ZM151 95H153V94H151ZM166 95H167V94H166ZM169 95H170V94H169ZM172 95H171V98L173 99L174 97H172ZM182 95H183V94H182ZM198 95H199V93H198ZM213 95H212V96H213ZM221 95H222V94H221ZM228 95H229V94H228ZM240 95H241V94H240ZM247 95H248V93H247ZM247 95H246V96H247ZM250 95H251V94H250ZM103 96H104V95H103ZM103 96H102V97H103ZM105 96H106V95H105ZM116 96H117V95H116ZM118 96H119V95H118ZM142 96H143V95H142ZM149 96H150V95H149ZM174 96H175V95H174ZM189 96L191 97V95H189ZM200 96H201V95H200ZM218 96H219V95H216L215 98H216V97L218 98ZM230 96H231V95H230ZM94 97H95V95H94ZM98 97H99V96H98ZM102 97H100V99H101ZM106 97H107V96H106ZM106 97H104V100H105ZM119 97H121V96H119ZM131 97H132V96H131ZM151 97H152V96H151ZM153 97H154V95H153ZM163 97H165V95H164ZM178 97L180 98V96H178ZM197 97H198V96H197ZM202 97H203V95H202ZM225 97H226V96H225ZM234 97H235V96H234ZM243 97H245V96H243ZM247 97H248V96H247ZM247 97H246V98H247ZM38 98H39V97H38ZM58 98H59V97H58ZM129 98H130V97H129ZM144 98H145V97H144ZM167 98H168V97H167ZM182 98H183V97H182ZM184 98H185V97H184ZM184 98H183V99H184ZM200 98H201V97H200ZM215 98H213V99H215ZM232 98H233V94H232ZM118 99H119V98H118ZM118 99H117V101H118ZM123 99H124V98H122V100H123ZM125 99H126V98H125ZM133 99H134V98H132V101H133ZM148 99H150V97H149ZM152 99H153V98H152ZM152 99H151V100H152ZM155 99H156V98H154V100H155ZM180 99H181V98H180ZM180 99H179V100H180ZM185 99H186V98H185ZM192 99H196V98L193 97V98H191V100H192ZM203 99H206V98H203ZM225 99H227V98H225ZM233 99H234V98H233ZM95 100H96V99H95ZM97 100H99V99H97ZM104 100H103V98H102V101H103V102H104ZM135 100H136V97H135ZM137 100H136V101H137ZM141 100L143 101L144 99H141ZM158 100H159V99H158ZM160 100H161V99H160ZM160 100H159V101H160ZM162 100H163V98H162ZM168 100H169V98H168ZM175 100H177V99H175ZM189 100H190V99H189ZM208 100H211V99L209 98ZM208 100H207V101H208ZM245 100H246V99H245ZM39 101H40V100H38V102H39ZM74 101H75V100H74ZM102 101H100V102H102ZM105 101H106V105H108V104H107V101H108V100L106 99ZM128 101L132 102L130 99H128ZM146 101H147V98H146ZM182 101H184V100H181V102H182ZM186 101H187V100H186ZM192 101H193V100H192ZM199 101H200V100H199ZM223 101H224V100H223ZM49 102H50V101H49ZM96 102H97V101H96ZM120 102H122V101H120ZM123 102H125V101H123ZM133 102H134V101H133ZM154 102H155V101H154ZM156 102H157V101H156ZM164 102H166V101H164ZM188 102H191V101H188ZM212 102H213V101H211V102L208 103V104H211ZM214 102H215V101H214ZM255 102H256V100H255ZM262 102H263V101H262ZM50 103H51V102H50ZM50 103H49V104H50ZM58 103H59V102H58ZM110 103H111V102H110ZM118 103H119V102H118ZM118 103H117V104H118ZM126 103H127V101H126ZM135 103H136V102H134V104H135ZM143 103H144V102H143ZM143 103H141V104L143 105ZM158 103H159V105H160L161 102H157L156 104H158ZM179 103H180V102H179ZM179 103H178V105H179ZM194 103H195V102H194ZM203 103H204V102H203ZM221 103H222V100H221ZM257 103H258V102H257ZM97 104H99V103H97ZM103 104L105 105V103H103ZM103 104H101V105H103ZM127 104H129V103H127ZM138 104H139V103H138ZM146 104H147V103H146ZM173 104H174V103H173ZM180 104H181V103H180ZM189 104H190V103H189ZM196 104H197V101H196ZM199 104H200V102H199ZM216 104H217V103H216ZM223 104H224V103H223ZM225 104H226V102H225ZM225 104H224V105H225ZM237 104H238V103H237ZM46 105H47V104H46ZM46 105H45V106H46ZM50 105H51V104H50ZM52 105H53V104H52ZM106 105H105V106H106ZM109 105H110V104H109ZM112 105H113V104H112ZM118 105H120V104H118ZM121 105H122V103H121ZM124 105H125V104H124ZM139 105H140V104H139ZM149 105H150V104H149ZM162 105H164V104H162ZM165 105H166V104H165ZM165 105H164V106H165ZM197 105H198V104H197ZM200 105H201V104H200ZM200 105H199V108H201ZM217 105H218V104H217ZM217 105H215V106H217ZM230 105H231V104H230ZM251 105H252V104H251ZM251 105L249 104V106H251ZM94 106H95V105H94ZM96 106H98V105H96ZM105 106H103V107H105ZM116 106H117V105H116ZM122 106H123V105H122ZM128 106H129V105H127L125 108H127ZM137 106H138V105L136 104V107H137ZM143 106H144V107H143ZM143 106H142V107L145 108L146 105H143ZM169 106L171 107V105L168 104V107L166 108V106H165L164 108L168 109ZM179 106H180V105H179ZM201 106H202V105H201ZM205 106H206V105H205ZM205 106H204V107L202 106V109H203V110L205 109ZM226 106H227V105H226ZM232 106H233V105H232ZM232 106H231V107H232ZM235 106H236V105H235ZM257 106H258V105H257ZM52 107H54V106H52ZM52 107H51V108H52ZM57 107H58V106H57ZM57 107H56V108H57ZM98 107H99V106H98ZM108 107H109V106H108ZM110 107L112 108V106H110ZM118 107H121V106H118ZM131 107H134L133 103H132V106H131ZM131 107H129V108H131ZM139 107H140V106H139ZM139 107H138V109L135 110V111L138 112V111H139ZM151 107H152V106H151ZM181 107H183V106H181ZM209 107H210L209 110H211V105H210ZM217 107H218V106H217ZM228 107H229V104H228ZM251 107H252V106H251ZM259 107H260V106H259ZM41 108H42V107H41ZM105 108H106V107H105ZM125 108H123V109H125ZM134 108H135V107H134ZM154 108H155V107H154ZM193 108H194V107H193ZM196 108H197V107H196ZM207 108H208V107H207ZM207 108H206V109H207ZM221 108H223V107L221 106ZM221 108H218V110L221 109ZM224 108H225V106H224ZM246 108H247V107H246ZM254 108H255V107H254ZM46 109H47V108H46ZM49 109H50V108H49ZM100 109H101V108H100ZM120 109H121V108H120ZM177 109H178V108H177ZM179 109H181V108L179 107ZM190 109H191V108H190ZM194 109H195V108H194ZM212 109H213V108H212ZM226 109H227V108H226ZM230 109H231V108H230ZM237 109H238V108H237ZM242 109H243V108H242ZM251 109H252V108H251ZM251 109H250V110H251ZM257 109H258V108H257ZM259 109H261V108H259ZM40 110H41V109H40ZM81 110H82V112H84L85 107H84V106H81ZM92 110H93V109H92ZM97 110H98V109H97ZM104 110H105V109H104ZM106 110H108V108H106ZM111 110H112V109H111ZM181 110H182V109H181ZM198 110H199V109H198ZM209 110H208V111H209ZM222 110H223V109H222ZM228 110H229V108H228ZM50 111H51V110H50ZM102 111H103V110H102ZM121 111H122V110H121ZM126 111H127V110H126ZM130 111H131V110H130ZM130 111L128 110L127 113L130 112ZM140 111H141V110H140ZM160 111H161V110H160ZM165 111H166V110H165ZM167 111H168V110H167ZM167 111L165 112V114L167 113ZM170 111H171V110H170ZM172 111H173V110H172ZM175 111H176V110H175ZM177 111H178V110H177ZM192 111H193V110H192ZM205 111H206V110H205ZM214 111L217 112V110H215V109H214ZM223 111L225 112V110H223ZM226 111H227V110H226ZM236 111H239V110H236ZM245 111H246V110H245ZM245 111H243V112H245ZM247 111H248V110H247ZM252 111H253V110H252ZM259 111H262V110H259ZM43 112H44V110H43ZM53 112H54V111H53ZM95 112H96V111H95ZM106 112H108V111H106ZM124 112H125V111H124ZM124 112H123V113H124ZM147 112H148V110H147ZM155 112H156V111H155ZM157 112H158V111H157ZM186 112H187V111H186ZM193 112H194V111H193ZM198 112H199V111H198ZM209 112H210V111H209ZM209 112H208V113H209ZM212 112H213V111H212ZM215 112H213V113H215ZM224 112H223V113H224ZM250 112H251V111H250ZM85 113H86V112H85ZM104 113H105V111H104ZM109 113H110V112H109ZM109 113H108V115H109ZM113 113L116 114V111L113 112ZM120 113H121V112H120ZM123 113H122V115H123ZM127 113H125V114H127ZM131 113H132V112H131ZM133 113H134V111H133ZM144 113H145V112H144ZM161 113H162V112H161ZM171 113H172V112H171ZM175 113H176V112H175ZM175 113H174V115H175ZM187 113H188V112H187ZM190 113H191V112H190ZM201 113H202V112H201ZM204 113H206V112L203 111V114H204ZM223 113H222V114H223ZM228 113H229V112H228ZM235 113H236V112H235ZM235 113H233V114H235ZM61 114H63V113H61ZM61 114H60V115H61ZM70 114H71V113H70ZM82 114H83V113H82ZM91 114H93V113H91ZM99 114H100V113H99ZM101 114H102V113H101ZM110 114H111V113H110ZM145 114H146V113H145ZM154 114H155V113H154ZM181 114H182V113H181ZM197 114H198V113H197ZM210 114H211V113H210ZM222 114H220V116H221ZM250 114H251V113H250ZM252 114H253V113H252ZM252 114H251V115H252ZM256 114H257V113H256ZM84 115H85V114H84ZM106 115H107V113H106ZM111 115H112V114H111ZM111 115H109V116L112 117ZM117 115H118V113H117ZM117 115H116V116H117ZM136 115H137V114H136ZM136 115H135V113H134V116H136ZM143 115H144V114H143ZM157 115H158V114H157ZM177 115H178V117H179L180 114H177ZM184 115H185V114H184ZM190 115H191V114H190ZM212 115L215 116L214 114H212ZM216 115L219 116V114H216ZM235 115H236V114H235ZM243 115H245V114H243ZM251 115H250V116H251ZM254 115H255V114H254ZM258 115H259V114H258ZM260 115H262V114H260ZM263 115H264V114H263ZM57 116H58V115H57ZM86 116H87V114H86ZM88 116H89V115H88ZM104 116H105V115H104ZM109 116H108V117H109ZM116 116H113V117L115 118ZM119 116H121V115H119ZM125 116H127V115H125ZM141 116H142V115H141ZM159 116H161V115H159ZM192 116H193V114H192ZM199 116H200V115H199ZM203 116H205V115H203ZM223 116H225V115L223 114ZM223 116H221V117L223 118ZM230 116H231V115H230ZM65 117H66V116H65ZM80 117H81V116H80ZM89 117H90L89 119H91V116H89ZM93 117H94V116H93ZM105 117H106V116H105ZM121 117H122V116H121ZM128 117H130V115H129ZM138 117H140V116H138ZM181 117H182V115H181ZM189 117H190V116H189ZM194 117H195V116H194ZM210 117H212V116H210ZM81 118H82V117H81ZM101 118H102V117H101ZM101 118H100V120H99V118H98V121H101V120L104 121V120L101 119ZM116 118H119V117H116ZM144 118H146V117H144ZM156 118H157V117H156ZM170 118H171V117H170ZM202 118H203V117H202ZM207 118H208V116H207ZM60 119H61V118H60ZM119 119H122V118H119ZM135 119H136V118H134V120H135ZM162 119H163V118H162ZM184 119H185V116H184ZM192 119H193V117H192ZM198 119H199V118H198ZM210 119H211V118H210ZM51 120H52V119H51ZM76 120H77V119H76ZM86 120H88V119H86ZM92 120H94V118H93ZM105 120H106V119H105ZM109 120H110V119H109ZM109 120H108V118H107V122H108ZM113 120H114V119H113ZM150 120H152V118H151ZM163 120H164V119H163ZM165 120H166V119H165ZM170 120H171V119H170ZM177 120H178V119H177ZM177 120H176V121H177ZM186 120H187V119H186ZM188 120H189V119H188ZM196 120H197V119H196ZM196 120H194V122H196ZM203 120H204V119H203ZM212 120H213V118H212ZM215 120H216V119H215ZM215 120H214V121H215ZM57 121H59V119H58ZM66 121H67V120H66ZM102 121H101V122H102ZM110 121H111V120H110ZM120 121H121V120H120ZM123 121H124V120H123ZM130 121H131V120H130ZM135 121H136V120H135ZM141 121H143V119H142ZM144 121H147V120L144 119ZM173 121H174V120H173ZM178 121H180V120H178ZM182 121H184V120H181V122H182ZM206 121H207V120H206ZM206 121H205V122H206ZM208 121H209V120H208ZM253 121H254V120H253ZM75 122H76V121H75ZM84 122H85V121H84ZM89 122H90V121H89ZM93 122H94V121H93ZM96 122H97V121H96ZM105 122H106V121H105ZM105 122H104V123H105ZM116 122H117V121H116ZM126 122H128V121H126ZM126 122H125V123H126ZM152 122H153V121H152ZM162 122H164V121H162ZM162 122H161V123H162ZM166 122H167V120H166ZM181 122H180V124H182ZM201 122H202V121H201ZM210 122H211V121H210ZM217 122H218V121H217ZM225 122H226V121H225ZM254 122H255V121H254ZM254 122H253V123H254ZM51 123H52V122H51ZM60 123H61V122H60ZM86 123H88V122H86ZM97 123H98V122H97ZM122 123H123V122H122ZM125 123H124V124H125ZM128 123H129V122H128ZM132 123H134V122H132ZM136 123H138V122H136ZM139 123H140V122H139ZM141 123H142V122H141ZM141 123H140V124H141ZM159 123H160V122H159ZM161 123H160V124H161ZM203 123H204V122H203ZM76 124H79V122L76 123ZM93 124H94V123H93ZM93 124H92V125H93ZM105 124H106V123H105ZM115 124H116V123H115ZM183 124H184V123H183ZM196 124H197V122H196ZM196 124H195V125H196ZM198 124H199V123H198ZM211 124L213 125V123H211ZM214 124L216 125V123H214ZM221 124H222V123H221ZM87 125H88V124H87ZM90 125H91V123H90ZM99 125H102V123L99 124ZM106 125H107V124H106ZM144 125H146V124H144ZM188 125H189V124H188ZM190 125H191V124H190ZM201 125H204V124H201ZM218 125H219V122H218ZM218 125H216V126H218ZM223 125H224V124H223ZM45 126H46V125H45ZM61 126H62V125H60V128H61ZM70 126H71V125H70ZM76 126H77V125H76ZM83 126H84V125H83ZM85 126H86V125H85ZM102 126H103V125H102ZM110 126H111V125H110ZM125 126H127V125H125ZM125 126H124V127H125ZM134 126H135V124H134ZM137 126H138V125H136L135 127H137ZM141 126H142V125H141ZM151 126H152V125H151ZM151 126H149V127H151ZM158 126H159V125H158ZM164 126H165V122H164ZM175 126H176V125H175ZM177 126H178V125H177ZM180 126L182 127V125H180ZM184 126H185V124H184ZM199 126H200V125H199ZM210 126H211V125H210ZM210 126H209V127H210ZM220 126H221V125H220ZM220 126H219V127H220ZM46 127H47V126H46ZM94 127H96V126H93V128H94ZM103 127H104V126H103ZM107 127H108V126H107ZM127 127H128V126H127ZM129 127H133V124H132V126L129 125ZM166 127H167V125H166ZM190 127H193V126H190ZM190 127H189V128H190ZM197 127H198V126H197ZM214 127H215V126H212V128L210 127L211 130H214V129H215ZM219 127H218V128H219ZM55 128H56V125H55ZM60 128H58V130H59ZM68 128H69V127H68ZM71 128H72V127H71ZM71 128H70V129H71ZM88 128H89V127H88ZM133 128H134V127H133ZM151 128H152V127H151ZM167 128H168V127H167ZM189 128H188V129H189ZM205 128L207 129L208 127H205ZM205 128H203V129H205ZM213 128H214V129H213ZM52 129H54V127H52ZM52 129L50 128V132H52V131H51ZM73 129H75V128L73 127ZM77 129H81V127L78 125ZM85 129H87V128H85ZM98 129H99V127H98ZM100 129H101V128H100ZM119 129H120V128H119ZM119 129H118V130H119ZM138 129H140V128H138ZM142 129H143V127H142ZM144 129H145V128H144ZM155 129H156V128H155ZM177 129H178V128H177ZM186 129H187V128H186ZM195 129H196V128H195ZM197 129H199V128H197ZM203 129H202V130H203ZM219 129H220V128H219ZM221 129H222V128H221ZM236 129H237V128H236ZM60 130H61V129H60ZM66 130H67V129H66ZM82 130H83V128H82ZM82 130H81V131H82ZM101 130H102V129H101ZM145 130H148V129H145ZM145 130H143V131H145ZM149 130H150V129H149ZM172 130H173V129H172ZM175 130H176V129H175ZM184 130H185V129H184ZM202 130H201V131H202ZM211 130H210L209 132H213V131H211ZM216 130H217V129H216ZM238 130H239V129H238ZM44 131H45V130H44ZM48 131H49V130H48ZM48 131H47V132H48ZM68 131H69V130H67V132H68ZM75 131H76V129H75ZM75 131H73V134L71 133V135H74V132H75ZM81 131H80V133L83 132V131H82V132H81ZM95 131H96V130H95ZM106 131H107V130H106ZM113 131H114V130H113ZM122 131H123V130H122ZM136 131H137V130H136ZM153 131H154V130H153ZM162 131H163V129H162ZM185 131H186V130H185ZM191 131H192V130H191ZM201 131H200V132H201ZM206 131H207V130H206ZM244 131H245V130H243V132H244ZM62 132H63V131H62ZM62 132H61V133H62ZM65 132H66V131H65ZM100 132H101V131H100ZM114 132H116V131H114ZM120 132H121V131H120ZM124 132H125V131H124ZM165 132H167V131H165ZM176 132H177V131H176ZM176 132H175V133H176ZM187 132H188V130H187ZM187 132H186V133H187ZM192 132H194V130H193ZM53 133H54V131H53ZM61 133H60V135H61ZM63 133H64V132H63ZM75 133H76V132H75ZM78 133H79V132H78ZM95 133H96V132H95ZM98 133H99V132H98ZM122 133H123V132H122ZM150 133H151V132H150ZM154 133H156V132H154ZM167 133H168V132H167ZM195 133H196V132H195ZM203 133H205V132H203ZM207 133H208V132H207ZM207 133H206V134H207ZM51 134H52V133H51ZM58 134H59V133H58ZM65 134H66V133H65ZM76 134H77V133H76ZM139 134H140V133H139ZM176 134H177V133H176ZM190 134H191V132H190ZM200 134H201V133H200ZM209 134H210V133H209ZM213 134H214L213 138L211 137V134L209 135L210 139H211V138L214 139V137H216V135H215L216 133L214 132ZM213 134H212V135H213ZM63 135H64V134H63ZM116 135H117V134H116ZM149 135H150V134H149ZM171 135H172V134H171ZM178 135H180V134H178ZM182 135H183V133H182ZM194 135H195V134H194ZM196 135H197V133H196ZM201 135H202V134H201ZM58 136H59V135H58ZM94 136H95V135H94ZM131 136H132V135H131ZM131 136H130V137H131ZM189 136H190V135H189ZM192 136H193V135H192ZM197 136H198V135H197ZM199 136H200V135H199ZM204 136H205V135H204ZM204 136H203V137H204ZM222 136H223V134H222ZM222 136H221V139H222ZM254 136H255V135H254ZM56 137H57V136H56ZM60 137H63V136H60ZM66 137H67V135H66ZM73 137H74V136H73ZM97 137H98V135H97ZM115 137H116V136H115ZM120 137H121V136H120ZM133 137H134V136H133ZM138 137H139V135H138ZM143 137H144V135H143ZM149 137H150V136H149ZM176 137H177V136H176ZM176 137H173V138H176ZM183 137L185 138L186 136H183ZM195 137H196V136H195ZM200 137H201V136H200ZM205 137H206V136H205ZM83 138H84V136H83ZM109 138H110V137H109ZM112 138H114V137H112ZM126 138H127V137H126ZM135 138H136V137H135ZM140 138H141V137H140ZM144 138H145V137H144ZM158 138H159V137H158ZM166 138H167V137H166ZM173 138H172V139H173ZM180 138H181V137H180ZM184 138H183V139H184ZM101 139H102V138H101ZM117 139H118V138H117ZM137 139H138V138H137ZM159 139H160V138H159ZM161 139H163V138H161ZM190 139H191V138H190ZM193 139H194V137H193ZM195 139H196V138H195ZM200 139H201V138H200ZM200 139H198V140H200ZM221 139H220V140H221ZM132 140H133V139H132ZM150 140H151V139H149V141H150ZM170 140H171V139H170ZM170 140H169V141H170ZM178 140H179V139H178ZM203 140H204V139H203ZM222 140H224V139H222ZM105 141H106V140H104V143H106ZM108 141H110V140H108ZM114 141H115V140H114ZM114 141H112V142L114 143ZM119 141H120V140H119ZM130 141H131V140H130ZM163 141H164V139H163ZM166 141H167V139H166ZM166 141H165V142H166ZM173 141H174V139H173ZM192 141H193V140H192ZM210 141H211V140H210ZM213 141H214V140H213ZM261 141H262V140H261ZM120 142H121V141H120ZM123 142H124V141H123ZM171 142H172V141H171ZM187 142H189V141H187ZM187 142H186V143H187ZM196 142H197V141H196ZM196 142H195V143H196ZM208 142H209V141H208ZM216 142L219 143L220 141H219V142L216 141ZM222 142H224V141H222ZM222 142H221V144H222ZM257 142H258V141H257ZM262 142H264V141H262ZM131 143H132V142H131ZM134 143H135V142H134ZM167 143H168V142H167ZM199 143H200V142H199ZM203 143H206V142H203ZM210 143H211V142H210ZM229 143H230V142H228V144H229ZM123 144H124V143H123ZM176 144H177V143H176ZM223 144H225V142H224ZM251 144H253V143H251ZM251 144H250V145H251ZM144 145H145V144H144ZM159 145H160V144H159ZM167 145H168V144H167ZM180 145H181V144H180ZM212 145H213V144H212ZM219 145H220V144H218V146H219ZM230 145H231V144H230ZM247 145H249V143H247ZM101 146H102V145H101ZM133 146H134V145H133ZM163 146H164V145H163ZM171 146H173V144L170 145V148H171ZM181 146H182V145H181ZM188 146H189V145H188ZM188 146H187V147H188ZM196 146H197V145H196ZM208 146H209V145H208ZM214 146L217 147L216 144H215ZM228 146H229V145H228ZM112 147H113V146H112ZM129 147H130V146H129ZM131 147H132V146H131ZM134 147H135V146H134ZM137 147H138V146H137ZM141 147H142V146H141ZM147 147H148V146H147ZM155 147H156V146H155ZM155 147H154V148H155ZM174 147H175V145H174ZM183 147H185V146H183ZM193 147H194V146H193ZM197 147H198V146H197ZM204 147H206V146H204ZM223 147H224V146H223ZM249 147H250V146H249ZM249 147H248V148H249ZM115 148H116V147H115ZM138 148H139V147H138ZM143 148H144V147H143ZM158 148H159V147H158ZM162 148H163V147H162ZM180 148H181V147H180ZM214 148H215V147H214ZM248 148H247V149H248ZM251 148L254 149L253 146H252ZM123 149H124V148H123ZM126 149H128V147H127ZM172 149H174V148H172ZM184 149H187V148H184ZM191 149H192V148H191ZM219 149H220V148H219ZM222 149H223V148H222ZM222 149H221V150H222ZM151 150H152V149H151ZM162 150H164V149H162ZM181 150H182V149H181ZM250 150H251V149H250ZM125 151H126V150H125ZM132 151H133V149H132ZM132 151H131V149H130V152H132ZM142 151H143V150H142ZM153 151H154V150H153ZM167 151H168V150H167ZM175 151H176V150H174V153H175ZM188 151H189V149H188ZM195 151H196V150H195ZM204 151H205V150H204ZM204 151H202V152L205 153ZM186 152H187V151H186ZM219 152H220V151H219ZM240 152H241V151H240ZM251 152L253 153L254 151H251ZM95 153H96V152H95ZM124 153L126 154V152H124ZM128 153H129V152H128ZM136 153H137V152H136ZM153 153H154V152H153ZM196 153H197V151H196ZM241 153H242V152H241ZM254 153H255V152H254ZM117 154H118V153H117ZM131 154H132V153H131ZM140 154H141V151H140ZM159 154H160V153H159ZM161 154H162V153H161ZM172 154H173V153H172ZM184 154H185V152H184ZM186 154H188V153H186ZM193 154H194V153H193ZM193 154H192V155H193ZM197 154H198V153H197ZM133 155H134V154H133ZM136 155H137V154H136ZM147 155H148V154H147ZM168 155H169V154H168ZM199 155H200V153H199ZM255 155H256V154H255ZM145 156H146V154H145ZM152 156H153V155H152ZM155 156H157V155H155ZM165 156H166V155H165ZM178 156H180V155H178ZM181 156H182V155H181ZM185 156H186V155H185ZM189 156H190V155H189ZM202 156H204V155H202ZM219 156H221V155H219ZM130 157H131V156H130ZM134 157H135V156H134ZM136 157H137V156H136ZM142 157H143V156H142ZM149 157H150V155H149ZM192 157H195V155L192 156ZM196 157H197V156H196ZM196 157H195V158H196ZM198 157H199V156H198ZM162 158H163V157H162ZM173 158H174V157H173ZM183 158H184V157H183ZM190 158H191V157H190ZM199 158H200V157H199ZM228 158H229V157H228ZM128 159H129V158H128ZM143 159H144V158H143ZM148 159H149V158H148ZM155 159H156V158H155ZM159 159H160V158H159ZM165 159H166V158H165ZM181 159H182V158H181ZM186 159H187V157H186ZM192 159H193V158H192ZM196 159H197V158H196ZM208 159H209V157H208ZM219 159H220V157H219ZM232 159H234V158H232ZM134 160H136V158H135ZM139 160H140V159H139ZM167 160H168V159H167ZM175 160H177V159H175ZM175 160H174V161H175ZM183 160H184V159H183ZM190 160H191V159H190ZM209 160H210V159H209ZM230 160H231V159H230ZM230 160H228V161H230ZM144 161H145V160H144ZM164 161H165V160H164ZM179 161H180V160H179ZM181 161H182V160H181ZM186 161H188V159H187ZM191 161H193V160H191ZM191 161H189V163H190ZM201 161H202V160H201ZM205 161H206V159H205ZM221 161H222V160H221ZM234 161L237 162V160H235V159H234ZM255 161H256L255 164H257V161H259V160L254 158V161H253V162H255ZM136 162H137V161H136ZM142 162H143V161H142ZM166 162H168V161H166ZM184 162H185V161H184ZM211 162H212V161H211ZM230 162L232 163L233 161H230ZM230 162H229V163H230ZM253 162H251V165H252ZM126 163H127V162H126ZM130 163H131V162H130ZM137 163H138V162H137ZM156 163H157V162H156ZM163 163H164V162H163ZM169 163L171 164V162H169ZM179 163H180V162H179ZM207 163H208V162H207ZM213 163H214V162H213ZM218 163H219V160H218ZM227 163H228V162H227ZM227 163H225V165H226ZM231 163H230V164H231ZM249 163H250V162H249ZM128 164H129V163H128ZM128 164H127V165H128ZM160 164H161V163H160ZM174 164H175V162H174ZM176 164H178V163H176ZM176 164H175V165H176ZM192 164H193V163H192ZM197 164H198V162H197ZM209 164H210V163H209ZM216 164H217V163H216ZM219 164H221V165H219V166H222V167H223L222 163H219ZM223 164H224V163H223ZM230 164H229V165H230ZM233 164H234V163H233ZM235 164H236V163H235ZM238 164H239V163H238ZM255 164L253 163V165H255ZM258 164H259V162H258ZM123 165H124V164H123ZM133 165H135V164H133ZM147 165H148V164H147ZM155 165H156V164H155ZM157 165H159V162H158ZM167 165H168V164H167ZM175 165H174V166H175ZM180 165H181V164H180ZM188 165H189V164H188ZM195 165H196V164H195ZM198 165H200V164H198ZM204 165H205V163L203 164V166H204ZM261 165H263V160H262V164H261ZM116 166H117V165H116ZM143 166H144V165H143ZM159 166H160V165H159ZM178 166H179V165H178ZM183 166H184V165H183ZM183 166H182V167H183ZM193 166H194V165H193ZM216 166H218V165H216ZM231 166H232V164H231ZM233 166H234V165H233ZM238 166H239V165H238ZM238 166H237V167H238ZM128 167L130 168L129 165H128ZM155 167H156V166H155ZM160 167H161V166H160ZM172 167H173V166H170V168H172ZM199 167H201V166H199ZM207 167H208V166H207ZM226 167H228V165H227ZM226 167H225V169H226ZM250 167H251V166H250ZM263 167H264V165H263ZM126 168H127V166H126ZM157 168H158V167H157ZM175 168H176V166H175ZM185 168H186V167H185ZM190 168H191V167H190ZM192 168H193V167H192ZM194 168H195V167H194ZM205 168H206V167H205ZM228 168H229V167H228ZM240 168H241V167L239 166V169H240ZM256 168H257V167H256ZM259 168H261V167H259ZM162 169H163V168H162ZM164 169H165V167H164ZM173 169H174V167H173ZM206 169H207V168H206ZM208 169H209V168H208ZM212 169H213V168H212ZM219 169H220V168H219ZM219 169H218V170H219ZM223 169H224V168H223ZM232 169H233V168H232ZM232 169H231V170H232ZM237 169H238V168H235L236 171H239V170H237ZM252 169L255 170V168H252ZM157 170H158V169H157ZM185 170H186V169H185ZM202 170H203V168H202ZM202 170H201V172H202ZM204 170H205V169H204ZM43 171H45V170H43ZM121 171H123V170H121ZM121 171H120V172H121ZM160 171H161V170H160ZM163 171H165V170H163ZM206 171H207V170H206ZM221 171H222V170H221ZM226 171H227V170H226ZM226 171H225V172H226ZM229 171H230V168H229ZM233 171H234V170H233ZM242 171H243V170H242ZM252 171H253V170H252ZM258 171H259V170H258ZM261 171H262V170H261ZM71 172H72V171H71ZM158 172H159V171H158ZM169 172H170V171H169ZM174 172H175V171H174ZM189 172H190V170H189ZM215 172H218V171H215ZM215 172L213 171V173H215ZM234 172H235V171H234ZM240 172H241V170H240ZM240 172H239V173H240ZM243 172H247V171H243ZM243 172L241 173V176L245 177V173H243ZM255 172H256V170H255ZM255 172L252 173V174L254 175ZM50 173H54V172H51V171H50ZM185 173H188V171H186ZM199 173H200V171H199ZM205 173H207V172H205ZM211 173H212V171H211ZM223 173H224V172H223ZM256 173H257V172H256ZM260 173H262V172H260ZM81 174H82V173H81ZM114 174H115V173H114ZM166 174H167V173H166ZM168 174H169V173H168ZM182 174H183V173H182ZM190 174H193V173H190ZM201 174H202V173H201ZM208 174H209V173H208ZM228 174H229V173H228ZM54 175H55V174H54ZM71 175H72V174H71ZM116 175H117V174H116ZM185 175H186V174H185ZM203 175H204V174H203ZM205 175H206V174H205ZM237 175H238V174H237ZM237 175H236V176H237ZM246 175H247V174H246ZM248 175H249V174H248ZM250 175H251V174H250ZM258 175H260V174H258ZM56 176H58V175H56ZM72 176H73V175H72ZM190 176H192V175H190ZM208 176H209V175H208ZM208 176H207V177H208ZM223 176H224V175H223ZM234 176H235V173H234ZM238 176H239V175H238ZM27 177H28V176H27ZM115 177H116V176H115ZM188 177H189V174H188ZM194 177H195V176H194ZM221 177H222V176H221ZM221 177H220V179H222ZM225 177H227V176H225ZM249 177H250V176H249ZM253 177H254V176H253ZM262 177H263V176H262ZM140 178H141V177H140ZM191 178H192V177H191ZM208 178H209V177H208ZM232 178H233V175H232ZM235 178H236V177H235ZM239 178H240V177H239ZM241 178H242V177H241ZM251 178H252V177H251ZM251 178H250V179H251ZM263 178H264V177H263ZM263 178H261V181H263V180H262ZM54 179H57V180H58V177H57V178H54ZM113 179H114V178H113ZM135 179H136L135 175H130V177L128 178V183H130V182L133 183ZM171 179H172V178H171ZM193 179H194V178H193ZM198 179H199V178H198ZM200 179H201V178H200ZM212 179H213V178H212ZM220 179H219V181H220ZM226 179H228V177H227ZM237 179H238V178H237ZM242 179H243V178H242ZM252 179H254V178H252ZM252 179H251V180H252ZM256 179H259V177H257ZM161 180H162V179H161ZM196 180H197V179H196ZM204 180H205V179H204ZM216 180H218V178H217ZM239 180H240V179H239ZM239 180H238V182H239ZM245 180H246V178H245ZM113 181H114V180H113ZM153 181H154V179H153ZM212 181H213V180H212ZM226 181H227V180H226ZM242 181H243V180H242ZM249 181H250V180H249ZM102 182H103V181H102ZM194 182H195V181H194ZM214 182H215V180H214ZM233 182H234V181H233ZM240 182H241V181H240ZM250 182H251V181H250ZM197 183H199V182H197ZM204 183H206V182H204ZM234 183H235V182H234ZM245 183H246V182H245ZM248 183H249V182H247V184H248ZM252 183H255V179H254V182H252ZM257 183H258V182H257ZM97 184H98V183H97ZM149 184H150V183H149ZM224 184H225V183H224ZM226 184H227V183H226ZM238 184H239V183H238ZM242 184H243V183H242ZM247 184H245V185H247ZM250 184H251V183H250ZM263 184H264V183H263ZM201 185H202V184H201ZM245 185H243V186H245ZM251 185H252V184H251ZM161 186H163V185H161ZM161 186H160V187H161ZM208 186H209V184H208ZM221 186H222V185L220 184L219 187H221ZM257 186H258V185H257ZM259 186H260V187H263V186H261V185H259ZM53 187H54V186H53ZM57 187H58V186H57ZM60 187H61L62 190L57 194V197H56L57 202L54 204V206L52 207L51 211H49V214H50V212H51L50 217L52 216V217L54 218V221H55L58 225H59V224L62 225V226L67 230V229H70L73 225H75V224L77 223V221H78V215L80 214V212H78L79 210L77 211V209H75V208L73 207V203H72V201H71V200H68V197H67L65 191H63V189H66V188H65V184L62 183V184L60 185ZM100 187H101V190L104 191V189H105V188H104V184H102V186H100ZM105 187H106V185H105ZM193 187H194V186H193ZM201 187H202V186H201ZM210 187H211V186H210ZM214 187H215V185H214ZM233 187H234V186H233ZM239 187H240V186H239ZM247 187H248V186H247ZM250 187H251V186H250ZM260 187H259V188H260ZM89 188H90V187H89ZM195 188H196V187H195ZM195 188H194V189H195ZM199 188H200V187H199ZM202 188H203V189H206V187L204 188V186H203ZM207 188H208V187H207ZM221 188H223V187H221ZM221 188H219V189H221ZM236 188H238V187H236ZM252 188H254V187H252ZM59 189H60V188H59ZM196 189H198V188H196ZM225 189H226V188H225ZM230 189H231V188H230ZM243 189H245V188H243ZM254 189H256V188H254ZM262 189H263V188H262ZM90 190H91V189H90ZM164 190H165V189H164ZM167 190H168V189H167ZM249 190H250V188H249ZM70 191H71V190H70ZM87 191H88V190H87ZM87 191H86V192H87ZM203 191H204V190H203ZM210 191L212 192V190H210ZM246 191H248V190H246ZM251 191H252V189H251ZM260 191H261V192H264V191L261 190V188H260ZM48 192H50V191H48ZM71 192H72V191H71ZM97 192H98V191H97ZM172 192H173V191H172ZM214 192H215V191H214ZM216 192H217V191H216ZM225 192H226V191H225ZM240 192L242 193V190H240ZM252 192H253V191H252ZM89 193H90V192H89ZM98 193H100V190H99ZM187 193H188V192H187ZM217 193H218V192H217ZM220 193H221V192H220ZM226 193H227V192H226ZM228 193H229V192H228ZM255 193H257V192H255ZM197 194H198V193H197ZM199 194H200V193H199ZM214 194H215V193H214ZM231 194H232V193H231ZM235 194H236V193H235ZM246 194H247V193H246ZM251 194H253V193H250L249 195H251ZM262 194L264 195V193H262ZM49 195H50V194H49ZM85 195H86V194H85ZM87 195H88V194H87ZM92 195H93V194H92ZM100 195H101V194H100ZM218 195H220V194H217V196H218ZM222 195H223V194H222ZM238 195H239V194H238ZM238 195H237V196H238ZM256 195H257V194H256ZM209 196H210V195H209ZM240 196H241V195H240ZM245 196H246V195H245ZM252 196H253V195H252ZM102 197H103V196H102ZM212 197H213V196H212ZM219 197H220V196H219ZM233 197H234V196H233ZM261 197H262V196H261ZM263 197H264V196H263ZM69 198H70V197H69ZM88 198H90V196H88ZM97 198H98V197H97ZM147 198L149 199L148 202H146V201L142 202V201H141L139 205H135V208H133L132 213H133V215H134V219H135V222H136V223H139L140 221H145L144 216H145V215H148V214L151 213V209H150V206H149V204L151 203V200H150V199H151V196H150V195H147ZM243 198H246V197H243ZM82 199H83V198H82ZM93 199H94V197H93ZM152 199H153V198H152ZM214 199H215V197H214ZM232 199H233V198H232ZM236 199H237V198H236ZM263 199H264V198H263ZM11 200H12V199H11ZM86 200H87V199H86ZM91 200H92V199H91ZM95 200H96V199H95ZM170 200H171V198H170ZM228 200H230V199H228ZM228 200H227V201H228ZM239 200H240V199H239ZM208 201H209V200H208ZM212 201H213V200H212ZM263 201H264V200H263ZM95 202H97V201H95ZM130 202H131V201H130ZM233 202H234V201H233ZM235 202H236V200H235ZM235 202H234V204H235ZM237 202H238V201H237ZM133 203H134V202H133ZM181 203H182V202H181ZM134 204H135V203H134ZM211 204H212V203H211ZM205 205H208V204H205ZM215 205H216V204H215ZM227 205H229L228 202H227ZM168 206H169V205H168ZM200 206H201V205H200ZM202 206H203V204H202ZM224 206H225V203H224ZM232 206H233V205H231V207H232ZM77 207H78V206H77ZM79 207H80V206H79ZM198 207H199V206H198ZM225 207H226V206H225ZM228 207H229V206H228ZM195 208H196V207H195ZM130 209H131V208H130ZM193 209H194V208H193ZM214 209H215V208H214ZM228 209H229V208H228ZM253 209H255V208H253ZM253 209H251V210L254 211ZM260 209H261V208H260ZM226 210H227V209H226ZM243 210H245V209H243ZM256 210H257V209H256ZM28 211H29V210H28ZM28 211H27V212H28ZM260 211H261V210H260ZM180 212H181V211H180ZM182 212H183V211H182ZM189 212H190V211H189ZM228 212H229V211H228ZM245 212H246V211H245ZM256 212H257V211H256ZM226 213H227V212H226ZM251 213H252V212H251ZM224 214H225V213H224ZM228 214H229V213H228ZM240 214H241V213H240ZM257 214H260V213H257ZM262 214H263V213H262ZM188 215H189V214H188ZM192 215H193V214H192ZM195 215H197V214H195ZM195 215H193L194 218H195ZM210 215H211V214H210ZM219 215H220V214H219ZM242 215H243V214H242ZM247 215H248V214H247ZM251 215H252V214H251ZM184 216H185V215H184ZM197 216H198V215H197ZM230 216H231V215H230ZM252 216H253V215H252ZM79 217H80V216H79ZM82 217H83V215H82ZM236 217H237V216H236ZM242 217H243V216H242ZM201 218H202V217H201ZM224 218H225V217H224ZM239 218H240V217H239ZM239 218H238V219H239ZM245 218H246V217H245ZM249 218H250V216H249ZM249 218H248V220H249ZM225 219H226V218H225ZM255 219H256V218H255ZM255 219H254V220L251 219L250 221H252V220L255 221ZM189 220H192V219H189ZM189 220H188V221H189ZM199 220H201V219H199ZM231 220H232V219H231ZM242 220H243V219H242ZM256 220H257V219H256ZM260 220H261V219H260ZM262 220H263V218H262ZM119 221H120V220H119ZM183 221H184V220H183ZM197 221H198V220H197ZM197 221H196V222H197ZM202 221H203V220H202ZM205 221H207V219H205ZM227 221H230V220L228 219ZM145 222H146V221H145ZM196 222H195V223H196ZM200 222H201V221H200ZM232 222H233V221H232ZM255 222H256V221H255ZM263 222H264V221H263ZM189 223H190V222H189ZM189 223H188V225H189ZM206 223H207V222H206ZM243 223H245V222H243ZM77 224H78V223H77ZM183 224H184V223H183ZM198 224H199V222H198ZM229 224H230V223H229ZM245 224H246V223H245ZM248 224H249V223H248ZM195 225L197 226V224H195ZM84 226H85V224H84ZM99 226H100V225H99ZM193 226H194V225H193ZM193 226H191V227L189 226V227H190V228H193ZM199 226H200V224H199ZM38 227H39V226H38ZM78 227H79V225H78ZM78 227H77V228H78ZM144 227H148V228H149V227H150V228L152 227V229H153V225H144ZM161 227H162V226H161ZM42 228H43V227H41V229H42ZM56 228H57V227H56ZM56 228H55V229H56ZM75 228H76V227H75ZM77 228H76V229H77ZM190 228H188V227H186V226H182V229H183V230H186V231H189ZM195 228H196V227H195ZM261 228H262V227H261ZM41 229H40V230H41ZM44 229H45V228H44ZM161 229H162V228H161ZM205 229H206V228H205ZM205 229H204V230H205ZM209 229H210V228H209ZM259 229H260V228H259ZM37 230H39V229H37ZM109 230H110L109 227H107L106 232H104L103 234H98V232L95 233V234L98 236V238H99V237H100V238L97 239V242L95 241V239H94V241L92 240L93 242H90L88 245H86V243L84 242V239H79L77 242H75V243L79 246V247H77V250L87 249L88 252H89V255H91V256H92V255H95L96 252L98 251V248H96V245H98L99 242L102 243V241H103V242L105 243L106 246H108V247H115V249L118 250V252L123 251L122 245H117V242H118L119 239H121L122 237H120V238H119V237H114V236H113V233H111ZM145 230H146V229H145ZM192 230H194V229H192ZM195 230H196V229H195ZM35 231H36V230H35ZM41 231H43V229H42ZM41 231H38V232H41ZM74 231H76V230L74 229ZM160 231H161V230H160ZM190 231H191V230H190ZM190 231H189V232H190ZM263 231H264V230H263ZM33 232H34V230H33ZM161 232H163V231H161ZM189 232H188V233H189ZM193 232H194V231H193ZM217 232H218V231H217ZM36 233H37V232H36ZM44 233H45V231H44ZM49 233H50V232H49ZM186 233H187V232H186ZM188 233H187V234H188ZM148 234H149L150 237H153V239H150L149 237H147V238L143 237V238H142V243H143V244H144V243H147V244H148V245H149V246H150V247H151V248H152L157 254H159V255H163V256H167V257H168V256H169V253H172V252H174V251L176 252L175 242H174V240L172 239V237H173L172 235H170V234H168V233H166V232H163L162 234H159V232H158V234H159L160 236H159V235L157 236L156 233H155V231H153V230L150 231ZM192 234H193V233H192ZM217 234H218V233H217ZM263 234H264V233H263ZM34 235H35V234H34ZM190 235H191V234H190ZM197 235H198V234H197ZM258 235H259V234H258ZM35 236H36V235H35ZM35 236H33V238H35ZM193 236H194V235H193ZM195 236H196V235H195ZM205 236H206V234H205ZM261 236H262V234H261ZM39 237H40V236H39ZM41 237H42V234H41ZM41 237H40V238H41ZM189 237H190V236H189ZM196 237H197V236H196ZM216 237H217V235H216ZM255 237H256V235H255ZM40 238H37V239H40ZM69 238L73 239L74 236H73L72 234H69ZM202 238H203V237H202ZM202 238H201V239H202ZM230 238H232V237L230 236ZM222 239H223V238H222ZM255 239H256V238H255ZM204 240H205V239H204ZM207 240H208V239H207ZM223 240H226V239H223ZM259 240H260V239H259ZM259 240H258V241H259ZM38 241H39V240H38ZM64 241H67V240H64ZM223 242H224V241H223ZM230 242H231V241H230ZM68 243H69V242H68ZM249 244H251V243H249ZM77 245H76V246H77ZM208 245H209V244H208ZM223 245H224V244H223ZM253 246H254V245H253ZM255 247H256V245H255ZM207 248H208V247H207ZM207 248H206V249H207ZM252 248H253V247H252ZM252 248H251V249H252ZM240 249H241V248H240ZM48 250H49V249H48ZM238 250H239V249H238ZM238 250H237V251H238ZM49 251H50V250H49ZM49 251H48V253H49ZM204 251H205V250H204ZM262 251L264 252V241H259L258 251H257L255 254H254V253H253V254L251 253V255H250L249 257H247V258L251 259V261L254 260V259H257V256H258L259 254H261ZM179 253H180V252H179ZM202 253H204V252H202ZM204 254H206V253H204ZM240 254H241V252H240ZM263 254H264V253H263ZM180 255H181V254H180ZM241 255H242V254H241ZM63 256H64V255H63ZM260 256H261V255H260ZM218 257H219V256H218ZM237 257H238V256H237ZM239 257H240V256H239ZM258 257H259V256H258ZM61 258H63V257H61ZM159 258H160V257H159ZM170 258H171V257H170ZM175 258H176V257H173L172 259H175ZM232 258H233V257H232ZM234 258H235V257H234ZM241 258H242V257H241ZM241 258H240V259H241ZM243 258H245V257H243ZM165 259H166V258H165ZM172 259H171V260H172ZM236 259H237V258H236ZM163 260H164V259H163ZM169 261H170V260H169ZM194 261H195V260H194ZM234 261H236V260H234ZM247 261H248V260H247ZM69 262H70V259H69ZM71 262H73V261H71ZM228 262L231 263V261H227V264H228ZM232 262H233V260H232ZM238 262H240V261L238 260ZM249 262H250V260H249ZM140 263H141V261H140ZM194 263H195V262H194ZM223 263H224V262H223ZM72 264H77V263L73 262ZM224 264H226V263H224Z\"/></svg>","mask_w":264,"mask_h":264}]
</instances>
